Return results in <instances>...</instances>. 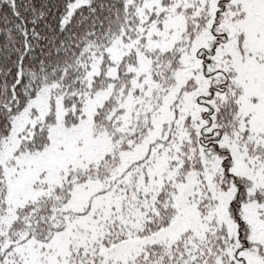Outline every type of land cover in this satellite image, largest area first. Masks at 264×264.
I'll return each mask as SVG.
<instances>
[{"label":"snow or ice","instance_id":"snow-or-ice-1","mask_svg":"<svg viewBox=\"0 0 264 264\" xmlns=\"http://www.w3.org/2000/svg\"><path fill=\"white\" fill-rule=\"evenodd\" d=\"M0 264H264V0H0Z\"/></svg>","mask_w":264,"mask_h":264}]
</instances>
